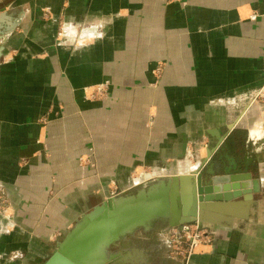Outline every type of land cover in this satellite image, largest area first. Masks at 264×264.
<instances>
[{"label": "crops", "instance_id": "crops-1", "mask_svg": "<svg viewBox=\"0 0 264 264\" xmlns=\"http://www.w3.org/2000/svg\"><path fill=\"white\" fill-rule=\"evenodd\" d=\"M0 49V264H43L136 175L220 149L262 191L182 264H264V0H0Z\"/></svg>", "mask_w": 264, "mask_h": 264}, {"label": "water", "instance_id": "water-1", "mask_svg": "<svg viewBox=\"0 0 264 264\" xmlns=\"http://www.w3.org/2000/svg\"><path fill=\"white\" fill-rule=\"evenodd\" d=\"M2 47L1 45V49ZM214 154V151H209L197 172L189 176L194 186L190 192L191 199L188 205L181 193L179 195L177 193L174 198L169 194L166 198L161 195L164 193H157L151 201L140 199L141 191L147 192L148 195L155 186H159L161 189L169 188L173 180L178 179L175 174L169 177H160L163 179H159L158 183L148 189H141L136 195L121 196H137L138 198L135 200L137 202L119 205L116 200L121 197H118L108 199L94 207L84 215L85 223L80 225L78 221L43 264H87L86 259L93 252L99 240L107 237L111 244L138 226L148 225L160 217H169L162 214L161 210L171 208L172 204L182 214L179 221H174L169 217L173 221V226L195 221L202 224L206 204L215 202L219 207H236L248 204L254 198V194L261 193V180L254 178L251 172L229 173L223 161H220L221 166L212 164L208 168H204L208 161L214 157ZM220 170L221 172H219ZM205 172L208 175L204 178ZM166 177L168 179H165ZM242 197L245 202L236 201ZM141 220H145V223L130 227Z\"/></svg>", "mask_w": 264, "mask_h": 264}, {"label": "rangeland", "instance_id": "rangeland-1", "mask_svg": "<svg viewBox=\"0 0 264 264\" xmlns=\"http://www.w3.org/2000/svg\"><path fill=\"white\" fill-rule=\"evenodd\" d=\"M42 16L44 18H47L46 12ZM61 28H62L61 32H64L65 28H64L63 24L61 25ZM105 93H106V88L105 89H101V90L95 89V90H93L92 94L90 95L91 96L90 98L91 99H96L97 97L99 98ZM255 101L259 102L262 106L264 105V98H261L259 95L255 99ZM261 112L264 113V106L262 107ZM43 122H44V120H42V123ZM191 158H194V156L191 155ZM88 160H89V158H85V159L83 157L81 158V161L88 162ZM190 162H192V161L190 160ZM198 163H199V160H198V162L196 164L192 163V167L191 168L194 169V167ZM146 171H147L146 173H143L142 175L138 174V175H136V177L137 178H139V177L141 178L145 174H147L146 176H149L148 173H153L152 171H154V169H146ZM189 173H191V172H189ZM173 174H176V173H174V171H173L172 173L169 172L167 175L171 176ZM207 175H208V173L205 172L203 174V177L205 178ZM136 177H134V178H136ZM160 177H163V176L154 175V176H152L150 178H145V179H143L141 181L133 182L135 184H132L134 186L131 188V190H129L127 192H122L120 190H117L115 192V194L112 195V198H110V199L118 198V197L126 196V195H136L141 189H148L153 184L158 183L159 179H163V178H160ZM165 179H168V178L166 177ZM240 199H243V197L240 198ZM5 204H7L6 192H5V188H4L3 184L0 182V208L5 207ZM249 204H250V202L247 204L246 207L249 208V206H248ZM197 222L198 221L189 222V223H197ZM204 223H206V222H203L202 225ZM172 224H173V221L169 217L157 218V219L153 220L150 224L145 225V226H139L136 229H134L132 232L127 233L119 241H117L113 245H111L110 250L114 251V252L126 253L125 255H128L130 253L134 254V252H138V251H140L142 254H146V250L155 249L156 248L152 244H158V243L161 242V240L163 238V234H160V232L162 231V229L166 228L169 225L173 226ZM201 227H203L206 230L205 226H201ZM149 229H151V230H149ZM122 240L123 241H131L130 247L122 248L121 247V241ZM159 252L160 251H158V253ZM158 253L153 251L151 254H152L153 257H161L162 256V255H160L161 253L160 254H158ZM108 254L109 255H113V254H110L109 251H108ZM130 264H134V263H130Z\"/></svg>", "mask_w": 264, "mask_h": 264}, {"label": "flooded vegetation", "instance_id": "flooded-vegetation-1", "mask_svg": "<svg viewBox=\"0 0 264 264\" xmlns=\"http://www.w3.org/2000/svg\"><path fill=\"white\" fill-rule=\"evenodd\" d=\"M229 154L230 153H226V150L220 149V151L216 153V157L220 158L224 163H226L224 164V166L227 168V171L229 173L243 172L245 166L247 165V162L243 161L242 163H240V162H237L236 160L234 161L233 158H230L231 156ZM214 160H216V158H214ZM207 233L210 236L208 231ZM160 234H163V238L161 242L158 244H152L156 248L146 250V254H142L140 251H138V252H134V254L130 253L128 255H125L126 253L111 251L110 250L111 245L119 241L122 238L121 237L120 239L116 240L115 242L111 243L108 246L107 249L109 253L113 255L103 264H130V263H134V264H182L183 262L185 263L187 258L191 255V253L193 252L196 246L192 248L190 242L184 237L182 233V224L175 225V226L169 225L166 228L162 229ZM130 245H131V241H123V240L121 241L122 248H128L130 247ZM153 251H155L156 253L160 251L158 254L161 253L160 255L162 256L153 257L151 254Z\"/></svg>", "mask_w": 264, "mask_h": 264}, {"label": "bare ground", "instance_id": "bare-ground-1", "mask_svg": "<svg viewBox=\"0 0 264 264\" xmlns=\"http://www.w3.org/2000/svg\"><path fill=\"white\" fill-rule=\"evenodd\" d=\"M256 132L258 133V130H256ZM200 164L201 163L197 164L194 167V169H191L189 171L191 173L184 172V173H181V174H176V176H178V179L177 180L176 179L173 180V182L171 184V187H169V188H162L161 189L159 186H155L153 189H151L150 193L148 194L149 196L146 194L147 192L141 191L140 199H144L146 201H151L152 198L154 197V195H156L157 193L166 194V195L161 194L164 197L166 196V198H167V195L169 194V196L174 198L177 193H178V195L181 193L184 196L185 201H186V203L188 205L190 203V199H191V193L190 192H191V189L194 186V183L191 181L189 176L192 175L193 173L197 172L198 167H199ZM146 175L147 174H145L141 178L140 177L136 178L134 182H138V181H141V180H143L145 178H150L151 177V175H149L147 177H146ZM243 181H246V180H243ZM137 198H138L137 196H127V197L118 198L116 201H117V203L119 205H122V204L137 202V201H135ZM170 207L171 208H169V209L161 210V213L171 217L174 221H179V219L182 217V214L180 213L179 209L173 204ZM205 208H206L205 212H204V214L202 216V220H204V221H209L208 215L211 212H214V211H226L228 213L237 214L235 211H238V209H239V211L243 210V209H246L245 207L244 208H235V207H228V206L219 207V206L216 205L215 202L206 204ZM85 221H86V217L81 219L79 221L80 222L79 224L82 225V224L85 223ZM144 221L145 220H141V221L138 222L139 224L138 223H134L130 227H132V226L136 227L137 225L145 223ZM109 245H110V239L109 238L105 237V238H102L101 240H99L97 242L96 246L94 247L93 252L86 259V263L87 264H103L104 262H106L112 256V255L108 254V249L107 248H108Z\"/></svg>", "mask_w": 264, "mask_h": 264}, {"label": "built area", "instance_id": "built-area-1", "mask_svg": "<svg viewBox=\"0 0 264 264\" xmlns=\"http://www.w3.org/2000/svg\"><path fill=\"white\" fill-rule=\"evenodd\" d=\"M257 16L258 15L255 13L252 16V19H256ZM258 95L261 98H264V54H263V86L261 87V89L259 90L256 96L258 97ZM182 233L184 237L190 242L192 248L203 243L207 238H210V236L207 233V230L201 227V224L199 222L182 224Z\"/></svg>", "mask_w": 264, "mask_h": 264}, {"label": "clouds", "instance_id": "clouds-1", "mask_svg": "<svg viewBox=\"0 0 264 264\" xmlns=\"http://www.w3.org/2000/svg\"><path fill=\"white\" fill-rule=\"evenodd\" d=\"M99 35V38H103V34H98Z\"/></svg>", "mask_w": 264, "mask_h": 264}]
</instances>
